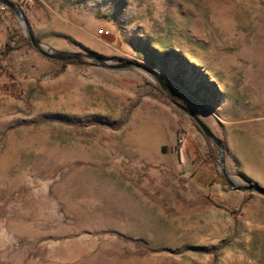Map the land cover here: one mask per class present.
<instances>
[{
  "label": "rangeland",
  "instance_id": "rangeland-1",
  "mask_svg": "<svg viewBox=\"0 0 264 264\" xmlns=\"http://www.w3.org/2000/svg\"><path fill=\"white\" fill-rule=\"evenodd\" d=\"M10 1L49 52L159 75L226 175L148 71L49 59L7 6L0 261L264 264V194L230 184L264 189V0Z\"/></svg>",
  "mask_w": 264,
  "mask_h": 264
},
{
  "label": "water",
  "instance_id": "water-1",
  "mask_svg": "<svg viewBox=\"0 0 264 264\" xmlns=\"http://www.w3.org/2000/svg\"><path fill=\"white\" fill-rule=\"evenodd\" d=\"M0 3L8 6L20 19H22L26 23L29 38H30L32 46L38 52H40L42 55H44L45 57H47L49 59L57 60V61H61V62L80 61L81 59H87V60H95V61H97L98 65L104 66V67L109 68V69L137 68V69H143V70L148 71L158 81L163 93L169 95V97L174 101V103L179 108H181L183 111H185L196 122L197 126L202 131L204 136L207 139L212 140L218 146V148L220 149V152H221V163H222L223 172L226 175V172L224 170V145H223L222 140L215 135V133L212 131V129L206 123H204V121L199 116H197V114L193 110L188 109L187 107L181 105L180 103L175 102L174 99L177 97V93L159 75H157L156 73H154L151 70H148L144 66H142L138 63H134V62H126V63H122V64H120V63L119 64L104 63L102 57H99V56H97L95 54H91V53L87 54V53H67V52L53 53V52H49L46 49H44V47L41 45V43L35 37L34 33L32 32L30 26L27 23L25 14L19 9L18 5L16 3L10 1V0H0ZM230 184H231V187L235 190H254V191H258V192L264 194V189H262L260 187H254V186L237 187L231 182H230Z\"/></svg>",
  "mask_w": 264,
  "mask_h": 264
},
{
  "label": "crops",
  "instance_id": "crops-1",
  "mask_svg": "<svg viewBox=\"0 0 264 264\" xmlns=\"http://www.w3.org/2000/svg\"><path fill=\"white\" fill-rule=\"evenodd\" d=\"M11 13V10H8L6 12L0 11V44H4L5 47L7 45L6 42L10 39L11 35L13 34V26L15 25V20L13 17H11ZM11 55L12 53L6 59H9ZM6 74L7 73L4 72L1 75V78L6 76ZM5 229H7L9 233H11L12 224L10 220H8V222L5 224ZM4 251H2V253L0 254L4 255ZM30 254L31 252H28V250L20 252L15 256H12V253H8V258L3 261H0V264H25V261L27 260Z\"/></svg>",
  "mask_w": 264,
  "mask_h": 264
},
{
  "label": "trees",
  "instance_id": "trees-1",
  "mask_svg": "<svg viewBox=\"0 0 264 264\" xmlns=\"http://www.w3.org/2000/svg\"><path fill=\"white\" fill-rule=\"evenodd\" d=\"M12 40L11 41H9L8 42V44H7V46H8V50H11V49H13V47H12ZM74 63H78V64H91V63H89L88 61H86V60H84V59H81L80 61H73ZM66 63H68V62H65L64 64H66ZM197 126V125H196ZM198 127V126H197Z\"/></svg>",
  "mask_w": 264,
  "mask_h": 264
},
{
  "label": "built area",
  "instance_id": "built-area-1",
  "mask_svg": "<svg viewBox=\"0 0 264 264\" xmlns=\"http://www.w3.org/2000/svg\"><path fill=\"white\" fill-rule=\"evenodd\" d=\"M7 6L5 4H0V11H6Z\"/></svg>",
  "mask_w": 264,
  "mask_h": 264
}]
</instances>
